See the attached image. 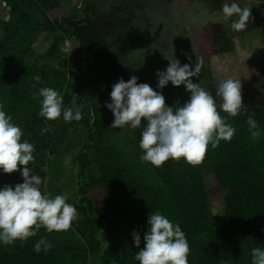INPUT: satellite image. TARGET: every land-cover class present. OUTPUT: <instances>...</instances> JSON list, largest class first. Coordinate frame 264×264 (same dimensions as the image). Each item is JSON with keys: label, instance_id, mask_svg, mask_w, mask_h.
I'll return each instance as SVG.
<instances>
[{"label": "trees", "instance_id": "trees-1", "mask_svg": "<svg viewBox=\"0 0 264 264\" xmlns=\"http://www.w3.org/2000/svg\"><path fill=\"white\" fill-rule=\"evenodd\" d=\"M188 1L215 11L234 6L233 0ZM44 8L48 13L52 5L45 2ZM3 23L0 135L20 119L30 124L9 146H0V264H85L86 252L79 244L49 229L25 235L23 226L29 207L44 192L45 151L51 142L46 123L70 101L68 89L91 101L97 131L107 122L97 101L128 92L119 60L126 50L125 34L114 16L64 17V31L73 44L68 56L64 39L57 37L34 73L23 77V60L42 28V17L17 6L6 12ZM212 44L214 54L233 50L220 23L213 25ZM260 71L264 78V53ZM137 117L144 136L136 152L162 186L146 182L117 151L103 155L105 177L97 203L120 234L105 258L117 264H264V108L251 106L250 89L213 82L209 73L191 75L180 82L169 107L138 112ZM179 167L188 168L197 184L210 175L224 190L220 213L190 205L197 215L185 238L178 235L179 203L174 207L163 188L171 186V194L179 196L178 190L188 184L178 179ZM80 168L83 172L84 162Z\"/></svg>", "mask_w": 264, "mask_h": 264}, {"label": "rangeland", "instance_id": "rangeland-1", "mask_svg": "<svg viewBox=\"0 0 264 264\" xmlns=\"http://www.w3.org/2000/svg\"><path fill=\"white\" fill-rule=\"evenodd\" d=\"M233 1L232 10L215 11L203 2L188 0H0V28L5 24L4 15L13 7H29L42 17V28L23 60V77L34 73L35 65L42 62L40 57L57 37L64 39L68 56L73 44L64 31V17L82 20L91 13L114 16L126 37V50L119 60L129 90L97 101L107 118L101 130L93 126L91 101L69 89L70 101L47 121L51 142L45 151L44 192L40 201L29 207L23 226L25 235L43 229L57 231L84 248L85 264H117L105 258V251L120 234L107 223L97 203L105 177L103 155L117 151L119 159L146 182L156 189L162 186L151 165L136 152V143L144 136L137 113L169 107L182 80L205 73L216 83L247 86L251 106L264 108V78L260 71L264 3ZM45 2L52 5L48 13L44 12ZM215 23L224 27L232 41L231 52L213 53ZM173 121H179L177 113ZM28 122L20 119L5 127L0 146H9ZM81 162L85 163L83 172ZM176 174L179 180L188 182L178 190L179 196L171 194V186L163 188L174 207L176 201L179 203L178 235L185 238L197 215L190 205L196 204L195 210L220 213L224 190L210 175L201 177L197 184L188 168H176ZM194 187L197 189L192 198L196 200L190 197Z\"/></svg>", "mask_w": 264, "mask_h": 264}]
</instances>
